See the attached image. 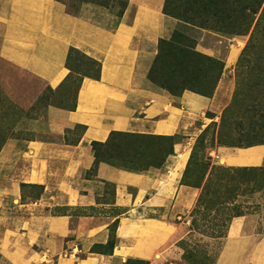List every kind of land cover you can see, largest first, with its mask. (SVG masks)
Returning a JSON list of instances; mask_svg holds the SVG:
<instances>
[{
	"label": "crops",
	"instance_id": "0c3cea01",
	"mask_svg": "<svg viewBox=\"0 0 264 264\" xmlns=\"http://www.w3.org/2000/svg\"><path fill=\"white\" fill-rule=\"evenodd\" d=\"M126 2L116 17L91 3L70 13L59 0H0L1 62L52 90L69 75L70 50L100 66L98 80L82 77L73 110L48 105L29 121L34 138L9 139L0 150V205L21 207L11 221L18 236L12 264H163L172 225L177 230L171 220L195 202L197 190L176 178L188 153L180 144L161 169L95 166L91 144L112 132L187 137L206 124L203 116L214 105L187 90L173 97L149 81L158 42L171 39L179 22L164 14L165 0ZM217 153L227 166L264 162L261 145ZM21 185L41 188L39 196L21 204ZM114 225L111 255L93 252L106 245Z\"/></svg>",
	"mask_w": 264,
	"mask_h": 264
},
{
	"label": "rangeland",
	"instance_id": "374dc122",
	"mask_svg": "<svg viewBox=\"0 0 264 264\" xmlns=\"http://www.w3.org/2000/svg\"><path fill=\"white\" fill-rule=\"evenodd\" d=\"M59 1L70 13L79 11L83 3H91L105 7L119 17L126 7V0ZM187 2L170 0L167 13L179 12L177 8L181 11ZM241 4L245 9L236 10L237 2L232 1L224 9L217 7L216 11L220 16L223 13L253 20L243 34L192 30L180 24L177 27L179 33L189 38L183 49L192 47L204 58L221 62L222 69L211 89L217 73L209 70V64H199V82H192L190 87L205 94L210 92L207 98L214 105L203 116L206 124H198L187 137L172 136L175 145H181V151L188 150L186 162L178 170V184L196 189L197 196L187 214L171 220L177 230L172 225L175 237L169 244L171 253L163 264H264V171L247 175L240 170L264 169V162L257 167H233L217 162V152L221 148L239 149L240 154L243 148L264 146V76L260 71L261 63L255 61L264 49V0L259 7L256 0ZM252 11L256 13L252 14ZM172 60L175 61L171 63ZM177 60L187 62L188 57L173 49L171 54L162 56L158 66L162 71L174 66L178 69L181 66L175 64ZM69 66L71 77L52 90L40 80L0 61V144L9 139L34 138L29 121L40 116L48 105L67 109L74 104L79 77L92 73L94 68L77 53L70 54ZM158 82L151 81L177 97V91L160 87ZM79 132V129L74 130L75 135ZM94 149L102 158L112 156L116 165L147 170L163 168L169 156L167 153L171 151L170 137L138 134L116 136L105 147ZM246 182L259 189L254 188L257 191L252 194L244 190L239 194ZM40 191L37 187L20 186V203L35 199ZM19 205L18 202L3 208L0 205V264H12L13 255L17 253L18 236L12 233L11 221L20 213ZM239 211L244 215L239 216ZM112 233L113 227H110L109 235ZM123 264H129V261Z\"/></svg>",
	"mask_w": 264,
	"mask_h": 264
},
{
	"label": "trees",
	"instance_id": "16d2710c",
	"mask_svg": "<svg viewBox=\"0 0 264 264\" xmlns=\"http://www.w3.org/2000/svg\"><path fill=\"white\" fill-rule=\"evenodd\" d=\"M232 1L237 2V6H236L237 9L236 10L245 9L242 7L241 3L246 1V0H188L187 6L181 8V11L179 8H177L179 10V12H173L172 14H170V13H167V8H168L170 0H165L164 6H163V12L165 15H168V16L173 17L174 19L177 18L178 20H180L179 24L183 28H188V29H192V30L207 29V30H212V31L217 32V33L218 32L219 33L225 32V33H229V34L240 35V34L245 33L250 28L251 22H253V20H248L249 17L239 19V18H241V16L232 17V15L227 16V15H223V13H222V16H220V15H218L219 12L216 11L217 7L224 9ZM261 3H262V0H256L257 7L261 6ZM126 5H127V2L125 4V6ZM98 6H100V5H98ZM249 7H251V6L249 5ZM211 11H214V12L210 16ZM255 13H256L255 11H252V14H255ZM255 26H257V24ZM187 39H189V38L186 35L179 33V30L175 29L173 34H172L171 39L160 40L158 42L157 54H156V57L153 61L151 69L148 73V79H149V81L150 80L151 81L155 80L157 82L159 81L158 82L159 86L165 87V88H167V90L169 89V90L177 91V94H176L177 97H180L182 92L185 90L191 91V92L196 93L198 95H201L203 97H208L210 95V92L205 94V92L202 90H197L195 88L190 87V84L192 82H196V83L199 82L200 78L198 75L197 67L199 66L200 63L206 64V65L209 64L208 65L209 70L211 69L214 73H217L215 78H214V76L212 77V79L214 78L213 79V85L211 87V89H212L214 84H215L214 82H216V80H217V78L221 72L222 64H221V62L210 59L208 57L204 58L203 56L195 53L191 49L192 47H185L186 49H183L184 42H186ZM190 40L193 41L192 38ZM180 41H182V42L180 43ZM173 49H175L179 53H183L185 56H187L188 61L184 62V61L177 60L178 63L176 62L175 64L176 65L179 64L181 66L180 68L174 69V67H175L174 66L173 68H169V69L162 71V68L160 69L158 64L159 65L161 64L160 62H161L162 56L167 55V53H169V52L171 54ZM260 51H261V54H259L257 56L255 61L261 63L262 67L260 68V71H262V74L264 76V49L260 50ZM184 52H186L188 55L185 54ZM71 53L79 54L84 60H86L88 63H91L92 67L94 68V71L92 73L81 74V76L79 77V80H78L79 84H80L82 77H89V78H92L95 80L99 79V71H100L99 63H97L94 60L80 54L76 50H70L69 51V55H68V59H67V67L69 69V74L72 73V71H71L72 69L69 66V60H70V54ZM175 60H172L171 63H173ZM167 73H169L168 76H167ZM152 75H155V76H152ZM162 75L165 77V79H163ZM166 76L169 78H166ZM70 77H71V75H68L66 80H68ZM171 84H172V87H171ZM78 87H79V85H78ZM184 87H187V88H184ZM74 106H75V101H74V104L67 109L73 110ZM59 108H62V107H59ZM116 136H128V134L112 132L109 135L107 141H105L104 143L93 142L91 144L92 151L94 154V159H95V161H94L95 166L99 163H106V164H109L111 166L119 167V168L126 169L129 171L141 172V171L147 170V169H133L131 167H126L123 165H116L113 162L112 156L102 158V157L98 156V154H96V151L94 149L95 147H105L106 145H108L111 142L112 138H114ZM130 136H132V135H130ZM175 144H176V141L173 139V137H170V149H171V151H169V153H167V155H170L173 153L172 152L173 151L172 146H174ZM3 145H4V143L0 144V150L3 147ZM98 158H101L102 160H99ZM240 170L242 173H246L247 175L252 174V173H256L255 175H257V173L260 174L264 171V169H261V168H253V169L242 168ZM255 175H253V176H255ZM21 186L27 187L28 185H21ZM37 188H39V187H37ZM254 188L259 189V186L254 187V186L249 185L246 182V186L244 188H242V190H239V194L241 193V191L242 192L247 191L248 194H252V191H255V192L257 191ZM242 215H244L242 213V211H239V216H242ZM115 227L116 226L114 225L113 226V233H112V235L111 234L109 235V239H108L106 245L105 246H95L92 249L93 252L100 253L102 255H111V253L115 247V235H114ZM128 261H129V264H149L147 261H142V260H128Z\"/></svg>",
	"mask_w": 264,
	"mask_h": 264
}]
</instances>
